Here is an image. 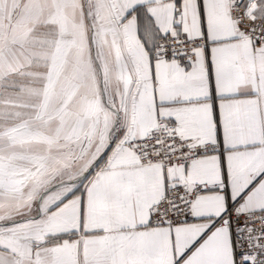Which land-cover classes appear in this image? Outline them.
Segmentation results:
<instances>
[{"label":"snow or ice","instance_id":"snow-or-ice-1","mask_svg":"<svg viewBox=\"0 0 264 264\" xmlns=\"http://www.w3.org/2000/svg\"><path fill=\"white\" fill-rule=\"evenodd\" d=\"M0 264H264V0H0Z\"/></svg>","mask_w":264,"mask_h":264}]
</instances>
